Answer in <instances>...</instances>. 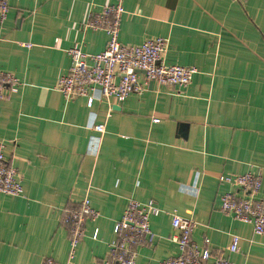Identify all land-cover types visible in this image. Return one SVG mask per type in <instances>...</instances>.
<instances>
[{
	"label": "crops",
	"instance_id": "crops-1",
	"mask_svg": "<svg viewBox=\"0 0 264 264\" xmlns=\"http://www.w3.org/2000/svg\"><path fill=\"white\" fill-rule=\"evenodd\" d=\"M117 4L120 43L163 39L164 63L196 74L185 88L152 84L122 103L64 99L55 87L71 65L67 51L102 52L108 36L88 17ZM8 8L0 71L20 87L0 100V142L23 195L0 193V264H108L130 201L160 209L135 264L178 255L173 214L195 223L197 246L207 240L233 264H264V234L221 212V196L237 190L216 178L258 175L264 202V0H8ZM84 199L98 217L70 260L63 211ZM233 235L239 251L229 254Z\"/></svg>",
	"mask_w": 264,
	"mask_h": 264
},
{
	"label": "built area",
	"instance_id": "built-area-1",
	"mask_svg": "<svg viewBox=\"0 0 264 264\" xmlns=\"http://www.w3.org/2000/svg\"><path fill=\"white\" fill-rule=\"evenodd\" d=\"M8 0H0V20H5L8 13ZM123 8L120 4L104 7L96 15H89L86 24L92 30L103 31L108 40L105 49L97 54H87L74 47L67 51L71 65L68 73L62 76L55 90L66 100L86 98L88 107L95 100L113 99L116 103L124 102L129 95L141 94L152 83L165 87H187L196 74L193 67L167 65L163 58L167 45L163 39H149L139 45H125L119 42V27ZM29 47L28 45H26ZM143 72V74L139 73ZM20 87L18 79L0 71V100L17 93ZM92 128L103 134V124H92ZM4 146L0 142V193L21 197L23 188L17 172L8 166L4 159ZM235 190L225 193L220 198V210L235 221L249 224L257 236L264 234V202L259 197L261 180L258 175L246 173L236 176L216 177ZM160 214L153 203L130 201L114 227L115 239L111 245L108 264H135L136 249L146 239L152 238L149 227L151 217ZM98 217L87 199L76 209L63 211L62 223L69 232V259L71 260L78 243L84 236V225ZM171 227L176 231L172 241L176 244L178 255L167 258L160 264H233L222 253L209 249L207 240L199 247L192 241L195 223L190 219L171 215ZM96 237V235H95ZM240 238L233 235L226 248L229 254L239 251ZM42 264H55L46 259Z\"/></svg>",
	"mask_w": 264,
	"mask_h": 264
},
{
	"label": "water",
	"instance_id": "water-1",
	"mask_svg": "<svg viewBox=\"0 0 264 264\" xmlns=\"http://www.w3.org/2000/svg\"><path fill=\"white\" fill-rule=\"evenodd\" d=\"M139 73L143 74V72H139ZM151 85H152V83L149 84V87H150Z\"/></svg>",
	"mask_w": 264,
	"mask_h": 264
}]
</instances>
